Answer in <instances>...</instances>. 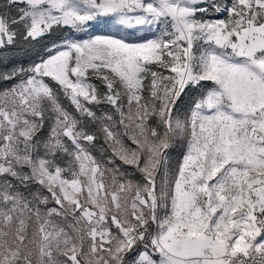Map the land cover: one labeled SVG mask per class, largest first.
Returning a JSON list of instances; mask_svg holds the SVG:
<instances>
[{
  "label": "snow or ice",
  "instance_id": "6c2138e0",
  "mask_svg": "<svg viewBox=\"0 0 264 264\" xmlns=\"http://www.w3.org/2000/svg\"><path fill=\"white\" fill-rule=\"evenodd\" d=\"M0 264H264V0H0Z\"/></svg>",
  "mask_w": 264,
  "mask_h": 264
},
{
  "label": "rangeland",
  "instance_id": "374dc122",
  "mask_svg": "<svg viewBox=\"0 0 264 264\" xmlns=\"http://www.w3.org/2000/svg\"><path fill=\"white\" fill-rule=\"evenodd\" d=\"M211 14V13H210ZM94 32L101 33V32H106L109 31L108 28V18H104V23H98L96 27L93 29ZM118 36H123L125 39H136V34L132 31H121L119 28L112 29ZM169 160L167 162V170L171 171L168 167ZM175 168V167H174Z\"/></svg>",
  "mask_w": 264,
  "mask_h": 264
},
{
  "label": "trees",
  "instance_id": "16d2710c",
  "mask_svg": "<svg viewBox=\"0 0 264 264\" xmlns=\"http://www.w3.org/2000/svg\"><path fill=\"white\" fill-rule=\"evenodd\" d=\"M188 102H189V98L184 97L183 103H181V101H177V104L180 105L181 109L183 110V108L187 106ZM177 155L178 154L176 152H172L170 155L169 163H168V167L170 170H173L176 165V160L178 159Z\"/></svg>",
  "mask_w": 264,
  "mask_h": 264
}]
</instances>
